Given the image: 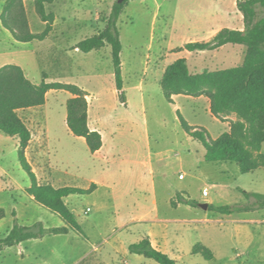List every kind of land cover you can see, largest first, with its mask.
I'll use <instances>...</instances> for the list:
<instances>
[{
  "label": "rangeland",
  "instance_id": "1",
  "mask_svg": "<svg viewBox=\"0 0 264 264\" xmlns=\"http://www.w3.org/2000/svg\"><path fill=\"white\" fill-rule=\"evenodd\" d=\"M115 1L55 0L53 4L45 5V11L47 14L57 15L55 22L58 27L70 24L76 19H83L84 27L75 38L81 40L102 30L105 26L104 20ZM237 1L129 0L116 24L122 44L123 99H120L115 88L109 45L99 50V53L78 51L72 55L65 51L68 42L58 39V46L54 48L56 61L53 59V63H45V58H42L35 66L46 75V82L74 84L85 91L91 126L102 129L107 147L110 146L113 137L111 131L113 132L115 123L122 120L125 127L118 135L121 154L129 153L132 159L138 157L147 148V133L150 148L154 152L163 151L164 161L154 160L157 170L154 178L156 193L144 190V187L133 181L124 184L125 193H120L122 197H119L118 203L126 205L139 200L141 212L137 217L141 218L143 210L153 209L152 200L156 199V212L151 213L150 218L156 215L160 218L179 220L175 223L174 230L170 228L167 233L170 245L174 241L177 242V236L180 239L178 249H173L172 252L174 257L181 259L177 264H264V209L255 214L235 215L234 218L239 216L260 220L240 232L245 242L241 246L236 241L237 233L233 231L234 223L231 220L199 206L207 203L201 201L203 199L213 200L217 206L243 205L248 201L239 189L264 194V168L241 173L234 162L225 164L205 161L202 145L182 130L177 109L162 95L157 84L160 76L157 68L147 77L148 81H144L147 49L152 40H157L165 33L167 45L177 49L183 48L189 42L210 41L211 33L219 27L243 28L242 14L235 6ZM24 13L30 31L32 29L35 33H42L45 30L47 25L37 13L36 0L25 1ZM12 15L17 16V10ZM258 16H264V8L258 9ZM55 35L59 36L60 33ZM69 41L70 44L72 40ZM0 43H6V37L1 33ZM32 49L41 57L46 52L44 43L21 44L22 58L26 56L23 50ZM176 49L172 52L185 59L190 74L241 66L246 55L245 46L235 45H227L215 51L177 52ZM45 75L42 74L41 77L36 74L30 77L39 79L40 76L43 80ZM69 97L70 93L66 91L52 90L45 106L29 107L32 108L30 113L17 110V114L22 121L32 122L35 127L47 123L54 135L51 146L55 147V152L48 160L32 161L41 182L46 183L52 171L64 175L71 186L85 187L90 179L100 174V167L106 164L103 159L105 151L92 155L85 140L74 136L65 125L66 102ZM126 100L128 105L125 107L123 103ZM177 105L189 125L205 127L212 139H216L223 131L221 122L212 118L202 106L198 111L199 104L193 98L181 97L177 100ZM237 120L235 113L221 118V121L229 123V130L230 125ZM15 144L0 132V145L4 150L0 152V208L6 213L0 223V239L5 237L14 225L13 211L16 212V221L23 226H32L38 222L46 228L64 225L57 215L37 204L26 193L30 180L20 166ZM244 148L253 156L258 154L254 148ZM259 152L264 155V142ZM180 160H184L183 166L180 165ZM193 161H196L197 168L193 166ZM115 167L113 164V169ZM132 170L137 169L133 167ZM161 172L166 174L165 181L162 180ZM179 173L184 175L183 179L179 178ZM55 185L64 183L59 180ZM164 185L168 191H164ZM205 189L208 196L202 195ZM170 195L176 198L186 195L197 205L191 209V206L187 208L182 203L178 208H173L168 203ZM67 201L81 224L83 235L88 238L69 231L66 235H46L42 239L28 240L22 245L2 251L0 264H104L96 252L80 263L74 259L84 252L92 251L93 245H100L104 239L113 242L115 238L125 236L120 230V225L106 226L105 221L110 212H116L117 208L100 212L94 204V199L87 195H73L68 197ZM115 203L117 204V201ZM87 207L90 211L86 213ZM128 211L125 207L120 208L122 214H127ZM128 226L133 230L131 239L136 241L146 224L134 221ZM216 241H223V246L220 248L219 245L211 244ZM209 243L214 253L206 248ZM195 245H198V249L206 254L209 260L192 254Z\"/></svg>",
  "mask_w": 264,
  "mask_h": 264
},
{
  "label": "trees",
  "instance_id": "2",
  "mask_svg": "<svg viewBox=\"0 0 264 264\" xmlns=\"http://www.w3.org/2000/svg\"><path fill=\"white\" fill-rule=\"evenodd\" d=\"M4 1L1 22L16 41L28 43L45 39L53 21V15L46 13L45 5L52 3L53 0H36L37 13L47 25L40 34H33L29 30L24 13V0ZM128 1L116 0L104 20L105 27L97 34L84 38L74 45V49L83 53L99 51L106 45L110 46L115 88L120 99L124 98L120 57L122 44L116 24ZM236 8L243 16V30L222 29L208 42H189L176 51H214L227 44L243 45L246 47L243 64L231 69L190 74L185 59L181 58L166 68L160 86L165 99L169 102L173 95L205 96L210 101V112L215 118L221 120L230 113H235L238 120L230 125L228 132L222 133L215 140L210 138L205 129L189 126L179 113L178 118L182 130L204 148L205 161L234 162L241 173H249L264 168V155L259 152L264 142V16H258V9L264 8V0H238ZM16 10L18 15L13 16L12 13ZM51 90L66 91L73 96L66 102V124L70 132L85 140L91 154L102 147L100 133L91 130L88 125L89 106L85 91L74 84L49 83L45 79L35 85L17 66H5L0 69V131L19 140L18 161L30 180L26 193L37 204L57 215L64 224L51 228L44 227L41 222L23 226L16 221V212L13 211L14 225L7 235L0 239V253L6 248L28 240L41 239L46 235H66L69 231L84 234L65 199L70 195H89L95 186L92 184L88 189L71 186L54 188L48 183L41 184L25 156L31 133L18 116L17 110L43 105L46 93ZM244 146L256 149L258 154L253 156ZM239 191L247 203L208 205V210L221 215H231L264 209V194L242 189ZM177 199L191 207L197 205L196 202L184 200L181 196ZM5 216V210L0 208V220ZM198 248V245H195L192 252L209 260ZM128 250L131 254L141 255L157 264H176L175 260L155 248L148 238L129 245Z\"/></svg>",
  "mask_w": 264,
  "mask_h": 264
},
{
  "label": "crops",
  "instance_id": "3",
  "mask_svg": "<svg viewBox=\"0 0 264 264\" xmlns=\"http://www.w3.org/2000/svg\"><path fill=\"white\" fill-rule=\"evenodd\" d=\"M25 1L26 0H24V5H25ZM54 1H52V3H50L49 5L53 4ZM93 1H99V0H93ZM4 5H5V1L0 0V33L5 35V37H6V43H4V44L0 43V69L2 67H5V66H17L24 72V74L28 80H30L33 84L38 85L41 83V80H42L40 78V76L38 77L39 79H35L34 77H30V76L37 74V75H41V77H42V74L45 75L38 68L35 67L40 62V60L42 58H45V63L52 62L53 59H55V61H56L57 54L54 52V48L56 46H58L56 43L57 42L56 40L59 39L60 41H67L68 42V46L65 50L66 53H71L72 55H75L78 53L79 50L74 49V45L77 44L82 39L77 40L75 38H76V36H78L81 33V30L84 27L83 26V19H80V20L76 19L75 21H72L70 24L66 23V24H63L62 26L58 27L56 25V22H55L58 19L57 15L55 13L54 14L50 13L53 15L54 19H53V23L51 24V29L48 32L47 36L42 41H33V42H39L41 44H43V43L45 44L46 52H45L44 56H42V57L39 56L38 52L36 50L32 49L29 51L23 50V53H25L26 56H24L22 58V56H21L22 55L21 44L28 45V44H31L33 42H28V43L18 42L13 38L11 33L3 27L2 22H1V14L3 12ZM235 6H236V3H235ZM30 29H31V27H30ZM222 29H225V28L219 27L217 29H214V31L211 33V39ZM233 30H243V28H238V29L233 28ZM30 32L33 34H40V33H35L32 29ZM57 32L60 33L59 36L55 35ZM69 40H72V42L70 44H69V42H70ZM227 45H233V44H227ZM227 45H224L220 48H223ZM235 46H243V45H235ZM174 48L176 49V47H173L172 45H167V37H166L165 33H162L157 38V40L151 41V43L149 44L148 49H147V55H146L147 68L144 70V73H145L144 81H148L147 77H149L151 75V73H153L154 70L157 68V70L160 73V76L157 80V84L159 86L161 93H162V89H161L160 83H161V79L163 77V74H164L166 68L169 65H171L172 63H174L176 60L182 58L181 56H179L178 53L172 52V50ZM185 51H187V50H185ZM96 52L99 53V51H96ZM121 54H122V50H121ZM121 54H120V57H121ZM67 55H69V54H67ZM68 57H70V56H68ZM22 59L24 61L23 63H22ZM121 69H122V61H121ZM44 79L46 80V75L44 76ZM140 82H142V81H140ZM51 91L46 93L45 103L41 106H38V107L41 108L47 104V98H48V95L50 94ZM117 94H118V92H117ZM162 95H163V93H162ZM72 97L73 96L70 94V97L68 99H70ZM181 97L193 98L196 101V103L199 104L198 105L199 106L198 111L200 109V106H202L211 115L212 118L219 120L211 114V112H210V101L207 97H205V96L192 97V96H187V95H173L171 97V101L170 102L167 101V102H169L172 106H174L175 109H177V112L181 116H182V114L180 112V106L177 105V100ZM123 105L125 107L128 105L127 100L123 103ZM30 109H32V108L20 109L19 111H27L28 113H30L29 112V111H31ZM28 116H31V115L28 114ZM219 121L224 126V129L218 135V137L222 133L228 132V130H229V123L228 122H223L221 120H219ZM23 122L31 133V139L29 141L27 148L25 149L26 159L28 160V162L32 166V169H33V171L37 177L38 182L41 184H44L43 182H41L40 177L38 176V174L36 172V168H35L34 164L32 163V161L48 160V157L52 153L55 152V147L51 146V141L53 140L54 135L51 133V130L48 128L47 123H43L41 125H36V127H35L32 125V122H30V123L25 122V121H23ZM64 122H65V125L67 126L66 117H65ZM88 125H89V128L91 130L98 131L102 137V147L98 151L93 153L92 155H97L100 152L105 151V155L103 156V159L106 160V164L104 165V167L103 166L100 167V169H101L100 174L97 175L96 177H94L93 179H90L89 184L87 186L77 187V188L88 189L93 184L95 186V189L91 194H89L87 196L92 197L94 199V204L98 207V210L100 212H104V211H107L109 209H115V207L117 208L116 212H110L108 219H106V221H105L107 224L106 226L109 227L110 225H120V230L125 233V236L122 238L121 237L115 238L113 240V242H111L109 239H104L102 241V243H100V245H93L92 251L87 252V253L84 252V253L78 255L77 257H75L76 259H74V261L77 263H80L81 261L89 258V256H91L93 253L96 252L98 254L100 260L104 264H157L155 261H153L151 259H147L141 255L131 254L128 250L129 245H131L133 243H137V242L141 241L142 239L148 238L150 240L151 244L155 248H157L158 250L162 251L163 253L167 254L170 258L175 260L176 264L179 263L181 261V259L174 257V254L172 253V252H174L173 249H178V247H179V242H180L179 236H177L178 237L177 242L176 243H175V241L172 242V245H170L169 239L167 236V233L170 230V228H172L174 230L173 227H174L175 223L178 222L179 220H176L173 218H160V217H156V215H155V217L150 218L149 215L151 213L156 212V206H157V200L156 199L152 200L153 209L151 211L143 210L144 214L142 215L141 218L137 217L138 216L137 214L139 212H141V205H140L139 200H137V202L128 203L126 205H123V203H118L119 197L120 198L122 197L120 193L121 192L125 193V189L123 188L124 184L130 183L133 181L134 182L136 181L138 183V185L144 187V190L156 193V184L154 182V178L156 177L157 170L154 166V160H158L159 162L164 161V156H162L163 151L154 152L150 148V142H149V137H148V133H147V136H146L147 137V141H146L147 148L138 157H136L135 159H132V158H130L129 153L121 154V152H120L121 143L119 141L118 135H120L121 130L124 129V127H125L124 126L125 123L122 120H118L115 123V126L113 128V132L111 131V135H113V137H111V143H110L109 147H107L105 144V139H104V135L102 133V129H100V127L91 126L89 116H88ZM189 126H192L195 128L205 129V127L200 126V125H189ZM8 137L16 143L15 147L18 151L19 140L16 137H10V136H8ZM210 138H211V136H210ZM212 140H215V139H212ZM106 147H107V150H106ZM3 151L4 150L0 145V152H3ZM204 156H205V150H204V154H203V159H204ZM184 163H185L184 160H180V165L183 166ZM221 163L226 164L227 162H221ZM113 164L116 165L115 169H113ZM193 166L196 168L198 167L196 161H193ZM133 167L135 168V170L136 169L137 170L133 171L132 170ZM161 174H163L162 180L165 181L166 174H164L163 172H161ZM180 175H182V178H180ZM180 175H179V178L183 179L184 175L183 174H180ZM49 176H50V179H47L46 183L51 184L54 188L71 186L68 179L65 178L64 175H58V174L51 171ZM49 180H53V182H49ZM59 180L61 182H63L64 185L56 186L55 182H57ZM71 187H76V186H71ZM164 191H168V189L165 185H164ZM70 196H73V195H70ZM70 196H68V197H70ZM203 196H208L207 190H206V195H203ZM181 197L184 200H190V198L187 197L186 195H182ZM67 198L65 199V203L68 206ZM168 198H169L168 203H169V205H171V207L178 208L180 205H182V203H180L175 196L170 195ZM31 199H33V198L31 197ZM116 201H117V204L115 203ZM201 201L207 202L208 205H215L213 200L203 199ZM184 205L187 206V208L190 207L189 205H187L185 203H184ZM122 207H125L127 210H129L127 212V214H122L120 212V208H122ZM68 208H69V206H68ZM87 209H89V210L87 211ZM191 209H192V207H191ZM83 210L85 211V209H83ZM89 211H90V208L87 207L86 213ZM259 211L260 210H256V211H252V212L234 213L231 215H223V216H225V219L231 220V222L234 223L233 224V231H235L237 233L236 241L239 245L242 246L245 244L244 238L242 236H240V232L242 230H245L246 228H248L249 225L260 222V220L259 219L256 220V219H252V218H241L239 216L237 218H234L235 215L255 214V213H258ZM2 220H0V223ZM134 221H141V223L144 222L146 224V227L143 228V230L139 233V237L136 241H134V239H131V236H132L131 234H132L133 230L131 227L128 226L130 224V222H134ZM84 238H88V237L84 236ZM34 240H37V239H34ZM22 244H24V242L20 243L19 245H22ZM211 244L212 245L213 244L219 245L221 248L223 246V241H216V242L211 243ZM204 247H206V246H204ZM206 248L210 249L212 251V253H214V251H213L214 249H211L212 247H211L210 243H209V245H207ZM192 254H194V253L192 252ZM194 255H200V254H194Z\"/></svg>",
  "mask_w": 264,
  "mask_h": 264
},
{
  "label": "water",
  "instance_id": "4",
  "mask_svg": "<svg viewBox=\"0 0 264 264\" xmlns=\"http://www.w3.org/2000/svg\"><path fill=\"white\" fill-rule=\"evenodd\" d=\"M123 0H118V2H122ZM202 209L207 210L208 209V204L204 203V204H200L199 205Z\"/></svg>",
  "mask_w": 264,
  "mask_h": 264
},
{
  "label": "built area",
  "instance_id": "5",
  "mask_svg": "<svg viewBox=\"0 0 264 264\" xmlns=\"http://www.w3.org/2000/svg\"><path fill=\"white\" fill-rule=\"evenodd\" d=\"M180 178H182V175H180ZM202 194H203V195H206V190H204ZM88 210H89V209H87V211H88Z\"/></svg>",
  "mask_w": 264,
  "mask_h": 264
}]
</instances>
